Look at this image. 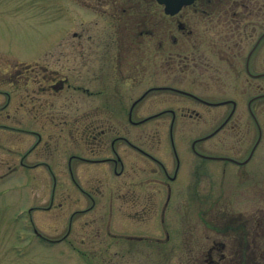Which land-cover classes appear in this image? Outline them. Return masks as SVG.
I'll return each mask as SVG.
<instances>
[{"label": "flooded vegetation", "instance_id": "af4514ba", "mask_svg": "<svg viewBox=\"0 0 264 264\" xmlns=\"http://www.w3.org/2000/svg\"><path fill=\"white\" fill-rule=\"evenodd\" d=\"M74 2L86 17L74 21L76 30L57 49L22 62L2 58L0 113L9 121L19 115L59 121L63 112L48 102V94L58 101L73 94L67 97L74 98L75 112L90 122L74 131L60 124L54 132H74L79 146L93 153L109 148L115 157L98 161L112 163L117 177L125 166L116 144L139 154L138 184L145 186L138 197L126 194L132 204L138 198V208L121 214L127 222L135 217L138 231L122 226L120 234L106 232L107 249H122L110 253L111 264L115 257L121 262L130 254L154 256L162 249L169 252L168 261L179 264H264V132L258 119L264 114L258 108L264 105V0H192L170 14L158 0ZM151 98L161 99L158 112L136 111ZM163 99L177 109H162ZM109 119L126 124L105 128ZM197 121L201 128L183 127ZM151 122L154 128H142ZM1 131L53 132L15 124ZM128 132H152L153 138L168 132L170 144L161 159L152 145L132 144ZM175 132L203 134L189 145H176ZM47 140L32 148L47 151ZM72 158L81 159L72 155L68 166ZM36 165L51 170L43 160ZM71 175L70 170L75 185ZM146 185L158 186L145 193ZM55 186L46 209L52 208ZM159 186L166 191L163 209ZM85 195L93 205L92 195ZM126 196L119 199L128 207ZM69 231L70 225L63 239Z\"/></svg>", "mask_w": 264, "mask_h": 264}, {"label": "rangeland", "instance_id": "374dc122", "mask_svg": "<svg viewBox=\"0 0 264 264\" xmlns=\"http://www.w3.org/2000/svg\"><path fill=\"white\" fill-rule=\"evenodd\" d=\"M85 17L86 14L79 13L74 0H0V62L3 63L2 58L9 56L22 62L37 54L57 49L58 42L76 30L74 21ZM64 45V48H68L66 41ZM67 96L73 94H63L59 101L50 94L47 96L48 102H53L54 106H59L63 112L59 121L52 118L31 121L19 118L20 115L15 121H9L5 113H0V264H111L109 260L113 254L110 253L120 254L122 249L118 246L111 251L107 249L110 239L106 232L120 234L118 231L122 230V226H128L131 233L138 231L136 218L129 217L127 222L121 214H132L131 210L138 208V198L134 205L126 194L131 192L133 197H138L140 193L138 172L142 167L139 162L142 159L137 152L123 144H116L115 151L125 166L123 175L117 177L113 173L112 163L98 161L115 157L109 148L93 153L89 148L79 146L74 132H54L60 124L64 131H74L90 122L79 118L73 107L74 98L69 99ZM63 97H66L64 104L61 103ZM160 100L151 98L147 103L138 105L136 111L145 116L156 113V103ZM166 100L163 99L162 102L165 103ZM2 103L3 98L0 97V104ZM111 106L122 107L114 103ZM160 107L177 109L178 105L165 103ZM258 108L264 111V105H258ZM258 119L264 132V114ZM195 123L198 124L183 127L190 130L202 127V122ZM14 124L16 128L24 130L45 128L46 131L53 132L1 131L4 127H14ZM104 124L105 128L116 129L124 127L126 122L109 119L104 121ZM142 128H154L153 122ZM151 134L152 132H128L127 138L136 146L152 145L153 151L158 152L161 158L165 147L170 144L168 132H158L156 138L150 136ZM202 134L203 132H175L174 142L176 145H189L194 138ZM46 137L49 149L36 152L37 147H32L39 141V144L45 143ZM58 145L61 147L60 151ZM72 155L81 159L72 158L68 166L69 157ZM42 160L51 167L50 172L45 167L36 165ZM70 170L75 185L69 178ZM53 183H56V186L52 208L46 209L50 202V193L53 191ZM152 186L146 185L145 193L151 190L153 192V188L158 185ZM159 187L161 199L158 208L163 209L166 191L162 186ZM148 188L151 190L148 191ZM85 194L92 195L93 205ZM123 195L129 201L128 207L125 200L119 199ZM110 208L113 212H109ZM110 214H113V217ZM177 218L180 221L181 217ZM69 225V234L63 239ZM181 226L183 229L184 221ZM181 226L178 225L179 228ZM163 227L160 229L162 239ZM33 230L46 240L61 241L42 243ZM178 253L179 251L176 258L179 257ZM83 255L89 257L90 261L83 260ZM168 258L169 252L162 249L154 256L130 254L121 262L119 257H115L112 258V264H179L176 259L168 261Z\"/></svg>", "mask_w": 264, "mask_h": 264}, {"label": "water", "instance_id": "95a60500", "mask_svg": "<svg viewBox=\"0 0 264 264\" xmlns=\"http://www.w3.org/2000/svg\"><path fill=\"white\" fill-rule=\"evenodd\" d=\"M160 1L166 3V8L168 11V7H170L171 4L167 0H160ZM188 1H190V0H177L176 6L174 5V8L178 9L182 4L187 3Z\"/></svg>", "mask_w": 264, "mask_h": 264}]
</instances>
